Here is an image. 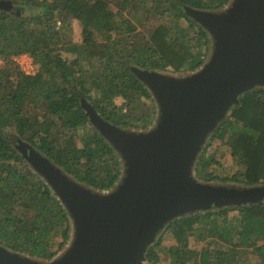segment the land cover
Instances as JSON below:
<instances>
[{
	"label": "trees",
	"instance_id": "trees-1",
	"mask_svg": "<svg viewBox=\"0 0 264 264\" xmlns=\"http://www.w3.org/2000/svg\"><path fill=\"white\" fill-rule=\"evenodd\" d=\"M8 1L10 10L0 9V244L52 260L69 243L70 215L18 149L20 141L82 184L111 189L120 179L121 161L83 102L117 126L147 129L156 119V101L132 68L182 75L200 68L212 40L186 6L218 10L229 0H23L32 10L28 14L12 12L19 0ZM74 20L81 23V42L73 40ZM24 53L34 59V74L14 60ZM143 98L150 103L138 116ZM240 98L213 134L225 140L236 171L208 181L263 184L264 88ZM27 106H42L46 112L30 117ZM207 165L198 164L197 174ZM232 208L239 212L238 221L229 218L225 207L176 218L148 247L146 260L264 264V200ZM165 238L174 244L163 245ZM192 239L204 244L194 246Z\"/></svg>",
	"mask_w": 264,
	"mask_h": 264
},
{
	"label": "water",
	"instance_id": "water-1",
	"mask_svg": "<svg viewBox=\"0 0 264 264\" xmlns=\"http://www.w3.org/2000/svg\"><path fill=\"white\" fill-rule=\"evenodd\" d=\"M11 6L0 0V9ZM186 13L213 41L203 65L180 76L132 68L156 101L152 127L122 128L83 102L121 161L120 179L111 189L82 184L20 141L18 149L67 209L72 233L52 260L31 258L0 244V264H145L148 247L176 218L264 200V184L200 181L194 169L240 96L264 88V0H232L218 10L186 6Z\"/></svg>",
	"mask_w": 264,
	"mask_h": 264
},
{
	"label": "rangeland",
	"instance_id": "rangeland-1",
	"mask_svg": "<svg viewBox=\"0 0 264 264\" xmlns=\"http://www.w3.org/2000/svg\"><path fill=\"white\" fill-rule=\"evenodd\" d=\"M231 1L232 0H229V2L226 3V5H228ZM16 3L18 4V6H17V4H15L12 12L17 13V11H18L20 13L23 12L25 14H28L29 12L32 11L30 8L27 9L25 7V1L19 0ZM182 21H183V23L186 24V21L184 19H182ZM72 28H73V40L76 42H81L82 41L81 23L78 20H74V22L72 23ZM139 29H141V28H139ZM209 37L212 40L210 35H209ZM212 46H213V41L211 44V48H212ZM66 55L71 56L70 54L64 53V56H66ZM0 64H2L1 60H0ZM170 73H173V74L179 75V76L182 75L181 73H178V72H170ZM240 100H241V98H239V104H240ZM116 102L118 104H121L123 102V100H122V98L119 97V98H116ZM148 103H150V101L145 99V102H144V98H143L142 103H141L139 110L137 111L136 115L142 116L144 114L145 110L147 109ZM153 105L157 111L156 103H153ZM236 105H238V104H236ZM26 110L28 111V114L30 117H34V116L42 117L44 115V113L46 112L45 108L42 106H39V107L27 106ZM156 115H157V113H156ZM156 115H155V117H156ZM59 120L60 121H57L58 124L62 125L63 119H59ZM224 121H222V122H224ZM153 125H154V123L150 124L149 127H152ZM136 129H143V128H136ZM82 130L83 129L80 127L78 129V133H82ZM202 156H203V158H202ZM211 156L213 157V159L210 158ZM204 161H209V165H207L206 168L200 169L199 175H198L197 171H196V167L198 164H202ZM236 168L237 167L235 164V160L231 156L228 147H226L225 140H219V139L215 138L213 134L210 136L207 143L203 147V150H202L201 154L199 155V157L196 161L195 167H194L195 177L200 181H207V182H212L215 184H222V185H239V184L242 185L241 183H237L234 181H228V182H223V181L218 182L216 180L208 181V179L214 178L215 176L216 177L229 176L236 171ZM204 179H206V180H204ZM225 208H227V210H228V216L230 219H232L234 221L239 220L240 215L236 209L232 208V206H225ZM216 210H220V209H216ZM191 242H192L191 244H193L194 246H197V247H201L204 244L203 241H196L195 239H192ZM162 244L170 246L171 244H174V240L170 239V238H165V240L163 241ZM145 264H152V263L147 261V262H145ZM155 264H166V261H160L159 263H155Z\"/></svg>",
	"mask_w": 264,
	"mask_h": 264
},
{
	"label": "built area",
	"instance_id": "built-area-1",
	"mask_svg": "<svg viewBox=\"0 0 264 264\" xmlns=\"http://www.w3.org/2000/svg\"><path fill=\"white\" fill-rule=\"evenodd\" d=\"M14 60L22 71L29 73V74L35 73V63L31 55L27 53L19 54V55L14 56Z\"/></svg>",
	"mask_w": 264,
	"mask_h": 264
}]
</instances>
